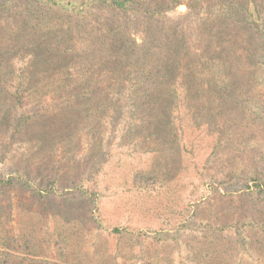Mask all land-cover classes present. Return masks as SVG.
Segmentation results:
<instances>
[{
	"label": "rangeland",
	"instance_id": "1",
	"mask_svg": "<svg viewBox=\"0 0 264 264\" xmlns=\"http://www.w3.org/2000/svg\"><path fill=\"white\" fill-rule=\"evenodd\" d=\"M27 1L0 0V264H264V0Z\"/></svg>",
	"mask_w": 264,
	"mask_h": 264
},
{
	"label": "trees",
	"instance_id": "2",
	"mask_svg": "<svg viewBox=\"0 0 264 264\" xmlns=\"http://www.w3.org/2000/svg\"><path fill=\"white\" fill-rule=\"evenodd\" d=\"M128 3H129L128 0H28L27 3L25 4L26 5L25 12L28 14L27 15L28 19L30 21H33V19L31 18L33 12L41 8L49 7V9L61 12L65 18H68L72 14H77L79 11H83L84 13H86L87 11L85 10H87L91 5L110 7L115 9L116 11L124 12L126 10ZM27 22L28 21H26V24H28ZM122 41L123 39H121L120 41L118 39V42L116 41L113 42V38H112L109 46L112 49L113 48L115 49L116 46H118L116 50H121Z\"/></svg>",
	"mask_w": 264,
	"mask_h": 264
}]
</instances>
